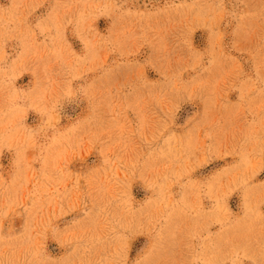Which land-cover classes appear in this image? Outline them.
<instances>
[{
	"label": "rangeland",
	"instance_id": "rangeland-1",
	"mask_svg": "<svg viewBox=\"0 0 264 264\" xmlns=\"http://www.w3.org/2000/svg\"><path fill=\"white\" fill-rule=\"evenodd\" d=\"M0 264H264V0H0Z\"/></svg>",
	"mask_w": 264,
	"mask_h": 264
}]
</instances>
